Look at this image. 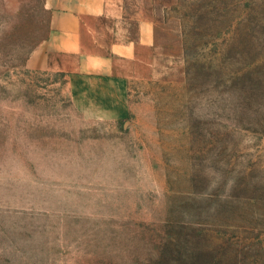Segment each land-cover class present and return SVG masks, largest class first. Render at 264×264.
<instances>
[{
	"label": "rangeland",
	"instance_id": "rangeland-1",
	"mask_svg": "<svg viewBox=\"0 0 264 264\" xmlns=\"http://www.w3.org/2000/svg\"><path fill=\"white\" fill-rule=\"evenodd\" d=\"M138 6L182 78L95 121L26 67L44 0H0V264H264V0Z\"/></svg>",
	"mask_w": 264,
	"mask_h": 264
},
{
	"label": "crops",
	"instance_id": "crops-1",
	"mask_svg": "<svg viewBox=\"0 0 264 264\" xmlns=\"http://www.w3.org/2000/svg\"><path fill=\"white\" fill-rule=\"evenodd\" d=\"M128 1L44 0L48 36L26 67L65 74L71 102L86 120L128 117L135 81L182 78L181 53L175 54L178 48L172 50L155 19L138 6L145 0H136L132 12Z\"/></svg>",
	"mask_w": 264,
	"mask_h": 264
}]
</instances>
